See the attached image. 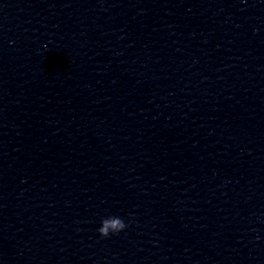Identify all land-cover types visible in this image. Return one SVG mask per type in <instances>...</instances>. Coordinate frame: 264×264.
Instances as JSON below:
<instances>
[{"label": "clouds", "instance_id": "obj_1", "mask_svg": "<svg viewBox=\"0 0 264 264\" xmlns=\"http://www.w3.org/2000/svg\"><path fill=\"white\" fill-rule=\"evenodd\" d=\"M126 227L124 221L116 216H110L101 221L98 232L101 237H107L110 233H119Z\"/></svg>", "mask_w": 264, "mask_h": 264}]
</instances>
